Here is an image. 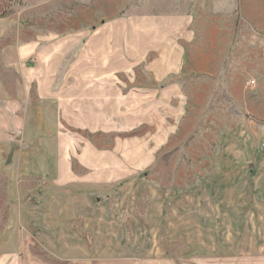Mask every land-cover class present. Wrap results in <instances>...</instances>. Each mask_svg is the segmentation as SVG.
<instances>
[{"label": "rangeland", "instance_id": "rangeland-1", "mask_svg": "<svg viewBox=\"0 0 264 264\" xmlns=\"http://www.w3.org/2000/svg\"><path fill=\"white\" fill-rule=\"evenodd\" d=\"M4 42L55 115L0 152V264H264V0H9Z\"/></svg>", "mask_w": 264, "mask_h": 264}, {"label": "crops", "instance_id": "crops-1", "mask_svg": "<svg viewBox=\"0 0 264 264\" xmlns=\"http://www.w3.org/2000/svg\"><path fill=\"white\" fill-rule=\"evenodd\" d=\"M31 49L30 44L0 43V152L17 151L13 158L19 161L24 150L45 152L54 135L53 82L36 75L22 78L30 72L24 62ZM3 243L0 241V247ZM9 260L5 252L0 251V263Z\"/></svg>", "mask_w": 264, "mask_h": 264}, {"label": "trees", "instance_id": "trees-1", "mask_svg": "<svg viewBox=\"0 0 264 264\" xmlns=\"http://www.w3.org/2000/svg\"><path fill=\"white\" fill-rule=\"evenodd\" d=\"M0 3H1L2 9H3L4 7L9 5V0H0Z\"/></svg>", "mask_w": 264, "mask_h": 264}]
</instances>
